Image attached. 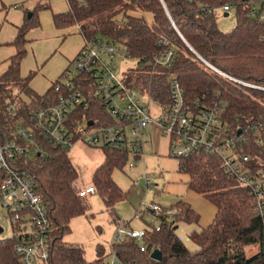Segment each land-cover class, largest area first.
Here are the masks:
<instances>
[{"label": "trees", "instance_id": "1", "mask_svg": "<svg viewBox=\"0 0 264 264\" xmlns=\"http://www.w3.org/2000/svg\"><path fill=\"white\" fill-rule=\"evenodd\" d=\"M34 1L33 11L25 12L11 42L16 53L0 75V142L12 139L20 125L27 126L32 112L53 90L52 85L41 95L31 87V76L21 74L27 35L40 27V12L51 8V0ZM226 3L232 4L238 21L231 31L223 32L216 14ZM67 4L65 12L53 14L55 28L77 25L84 44L106 39L123 45L128 56L137 61L125 76L132 88L167 103L170 83L176 79L190 103H226L224 116L234 126L264 123V22L249 17L243 0H68ZM169 48L176 51L174 61L169 66L158 63ZM85 114L94 120L106 116L97 100ZM255 138L251 136L243 147L256 169L264 170V131ZM47 149L46 154L22 162L35 179L36 191L43 195L50 224L49 258L44 264H105L108 254L104 246L98 245L96 259L88 260L83 245L64 241L71 232L72 219L86 214L90 205L88 196L79 194V174L68 152ZM103 151L105 157L95 169L92 185L117 222L116 207L127 195L113 172L125 169L128 156L121 151ZM179 171L189 176L188 189L217 209L210 225L189 233L199 249L189 250L177 234L180 223L198 224L200 219L189 203L179 200L175 205L179 212L160 231L149 227L141 243L135 239L115 243L118 256L134 264H264V224L249 188L229 176L216 155L194 154L179 161ZM14 246L12 238L0 240V264H23ZM252 246L259 250L248 255ZM155 250L162 253L160 261L151 257Z\"/></svg>", "mask_w": 264, "mask_h": 264}, {"label": "built area", "instance_id": "2", "mask_svg": "<svg viewBox=\"0 0 264 264\" xmlns=\"http://www.w3.org/2000/svg\"><path fill=\"white\" fill-rule=\"evenodd\" d=\"M243 1L249 17L264 22V0ZM203 9L213 13V9L206 6ZM231 10L230 3L222 7L225 13ZM126 55L123 45L110 40L85 43L53 83L52 93L32 112L30 123L20 125L12 139L0 142V211H7L14 230V251L23 264L48 261L50 224L43 195L36 191L35 179L24 170L22 162L46 154L48 147L69 152L76 143L84 142L127 154L125 169L132 170L145 157L146 129L151 125L161 128L169 140V155L178 161H186L197 153L218 156L225 172L249 188L264 224V170L256 169L250 153L243 147L251 136L257 138L263 133L264 123L248 124L245 128L234 126L224 116L226 103H190L176 79L170 83L169 102L156 101L129 86L125 82L126 73H117L115 60ZM175 55L176 51L169 48L157 62L169 66ZM96 100L105 108L106 116L94 120L85 112ZM132 184L140 185L141 180H132ZM144 187L146 190L152 188L147 177ZM95 191V187L88 184L79 194L87 197ZM147 210L153 214L148 225L156 231L173 221L179 212L177 206L169 208L158 203H151ZM144 214L143 210H138L136 217L143 218ZM146 232L147 228L137 230L129 223L119 225L107 255L112 259L105 264H134L123 261L113 246L125 239L141 243ZM141 251H145L143 245ZM261 251L264 256V227Z\"/></svg>", "mask_w": 264, "mask_h": 264}, {"label": "rangeland", "instance_id": "3", "mask_svg": "<svg viewBox=\"0 0 264 264\" xmlns=\"http://www.w3.org/2000/svg\"><path fill=\"white\" fill-rule=\"evenodd\" d=\"M35 4L34 0H0L1 65L4 66L5 61L16 50L15 47L5 43L17 36L18 28L24 22L25 12L28 11V14L32 12ZM67 5L66 0H51V8L40 12V27L32 29L27 35L29 42L24 47L27 54L22 61L21 74L23 77L31 76L32 87L41 95L45 94L69 67L70 61L76 56L79 47L84 46V38L77 25L57 29L53 24V14L64 12L68 9ZM15 6H17V10H14ZM146 17L150 18L147 14ZM237 21L238 17L234 9L229 12L228 16H225L221 7L216 14L217 26L223 32L231 31L237 25ZM115 63L117 73L123 74L135 67L137 61L126 55L124 58H117ZM152 129H154L153 134L160 133L163 136L161 128L157 125ZM150 130L151 127H148L146 132H150ZM146 137L147 134L145 139ZM68 155L79 174L77 183L82 187L87 184L91 185L95 169L104 160L103 149L78 142L71 148ZM153 156L154 152L148 158V160L152 159L151 162L147 164L144 162L145 157H142L132 170L119 168L114 170L113 178L127 195L126 199L116 207L117 222H114L106 210L101 197L97 193L90 194L88 195L90 209L86 214L72 219L70 223L71 232L65 236L64 241L83 245L86 250V258L94 260L98 245L104 246L106 255L110 253L111 238L119 225L129 223L131 228L137 230L148 228V223L153 216L147 210L151 203H158L169 208L175 206L178 198L171 188H182L187 175L180 171L178 172L182 175H175L178 159L170 156V163L164 165L157 158L154 159ZM169 168L174 169L170 171ZM146 177L152 182V188L149 190L144 187ZM139 179L141 184L132 187L131 180ZM138 210L144 211V218L136 217ZM0 228H2L0 240L13 237L14 230L6 210L0 211ZM194 229L199 230V226L195 223H180L177 228V234L191 251L199 249L198 245L189 237V233ZM258 250L259 248L252 246L248 248L247 252L248 255H252ZM111 259V256L106 257V261Z\"/></svg>", "mask_w": 264, "mask_h": 264}, {"label": "crops", "instance_id": "4", "mask_svg": "<svg viewBox=\"0 0 264 264\" xmlns=\"http://www.w3.org/2000/svg\"><path fill=\"white\" fill-rule=\"evenodd\" d=\"M68 7V5H67ZM15 9L14 10H17V6L14 7ZM66 11V10H65ZM64 11V12H65ZM15 39V38H14ZM13 39V40H14ZM8 41L7 43L5 44H8L10 46H13L11 44V42L13 41ZM15 47V46H13ZM82 47V46H81ZM77 50V52L80 50V48ZM14 52V51H13ZM16 52V50H15ZM15 52L13 54H11L9 56V58L15 54ZM76 52V54H77ZM75 54V55H76ZM74 55V56H75ZM9 58L5 61L4 63V66L0 64V75H2L8 68V65H9ZM73 58V57H72ZM31 87H32V81L30 83ZM33 88V87H32ZM34 89V88H33ZM35 90V89H34ZM36 91V90H35ZM48 91V90H47ZM46 91V92H47ZM37 92V91H36ZM38 93V92H37ZM156 125H151L149 127H151V130L150 132H146L147 134V137L145 139V142H144V151H145V163H150L151 160H148L149 156H151V154L154 152V156L153 158H157L160 162H162L164 165H168V163H170V155H169V140L164 137V135L162 136L160 133H155L153 134V130L152 128H155ZM158 127V126H157ZM151 158V157H150ZM171 169H174V168H169L170 171H173ZM177 172L175 175L178 176L180 174L179 171V162H178V167L175 168ZM182 175V174H180ZM179 175V176H180ZM187 175V174H186ZM115 180V179H114ZM189 180V176L187 175L186 176V179H185V183L183 185L182 188H177V187H173L171 188L173 190V192L175 193V195L177 196V202L179 200H182L184 202H187L189 203L192 208L197 212L199 213V216H200V219H199V223L197 224L199 226V230L200 229H203V228H206L208 225H210L215 217V214H216V206L214 204H212L209 200H207L206 198H204L203 196H201L200 194L188 189V186H187V182ZM132 181V180H131ZM117 183V182H116ZM118 184V183H117ZM119 185V184H118ZM120 186V185H119ZM131 186L134 187V185L132 184L131 182ZM121 187V186H120ZM122 188V187H121ZM123 189V188H122ZM176 204V203H175ZM161 205V204H160ZM165 207V206H164ZM145 217V215H144ZM143 217V218H144ZM147 222V220H145ZM196 230V229H194Z\"/></svg>", "mask_w": 264, "mask_h": 264}, {"label": "water", "instance_id": "5", "mask_svg": "<svg viewBox=\"0 0 264 264\" xmlns=\"http://www.w3.org/2000/svg\"><path fill=\"white\" fill-rule=\"evenodd\" d=\"M225 16H228V13H225ZM215 69V68H214ZM90 124H92V122H90ZM238 133H241V131H238ZM0 231H2V228H0ZM151 257L155 260L160 261L162 259V253L160 250H155L153 251V253L151 254Z\"/></svg>", "mask_w": 264, "mask_h": 264}]
</instances>
